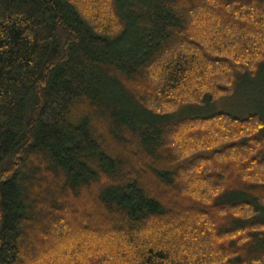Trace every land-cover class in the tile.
<instances>
[{
  "label": "trees",
  "instance_id": "obj_1",
  "mask_svg": "<svg viewBox=\"0 0 264 264\" xmlns=\"http://www.w3.org/2000/svg\"><path fill=\"white\" fill-rule=\"evenodd\" d=\"M264 67V0H0V264H264V121L159 118Z\"/></svg>",
  "mask_w": 264,
  "mask_h": 264
},
{
  "label": "rangeland",
  "instance_id": "obj_2",
  "mask_svg": "<svg viewBox=\"0 0 264 264\" xmlns=\"http://www.w3.org/2000/svg\"><path fill=\"white\" fill-rule=\"evenodd\" d=\"M217 113H228L239 118L257 114L264 121V67L253 78L238 74L229 97L208 105H185L159 119L162 124H172L183 118L206 117Z\"/></svg>",
  "mask_w": 264,
  "mask_h": 264
}]
</instances>
